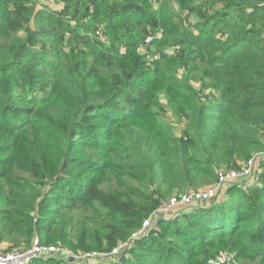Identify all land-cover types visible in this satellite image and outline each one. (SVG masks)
Instances as JSON below:
<instances>
[{
    "label": "trees",
    "instance_id": "trees-1",
    "mask_svg": "<svg viewBox=\"0 0 264 264\" xmlns=\"http://www.w3.org/2000/svg\"><path fill=\"white\" fill-rule=\"evenodd\" d=\"M154 1L0 0L4 253L38 238L107 257L126 244L99 264L264 263V170L144 230L167 196L264 152V1Z\"/></svg>",
    "mask_w": 264,
    "mask_h": 264
},
{
    "label": "built area",
    "instance_id": "built-area-1",
    "mask_svg": "<svg viewBox=\"0 0 264 264\" xmlns=\"http://www.w3.org/2000/svg\"><path fill=\"white\" fill-rule=\"evenodd\" d=\"M264 1V0H263ZM264 36V32H263ZM151 42V38L147 39V44ZM264 170V152L250 159L242 168H227L219 172L218 183L206 190L193 191L186 194L174 195L168 200L163 202L161 207L154 213V216L145 222L144 230L149 228L154 222V219L160 214L169 215L174 213L175 210L188 209L204 200H209L217 195L218 192L222 193L226 187L234 185H248L251 183L255 175L259 176L261 171ZM218 189V192L215 191ZM32 248V249H31ZM28 251H14L12 253H0V264H28L31 260L40 258L42 255H58L61 254L57 247H44L39 243L36 238L32 244V247ZM126 248V244L121 245L115 249L109 257L116 256L121 250ZM63 254H61L62 256ZM91 256H85L83 259L90 258ZM74 260H81L80 257H69ZM231 257L227 253H221L215 260L210 261V264H230ZM80 262V261H79Z\"/></svg>",
    "mask_w": 264,
    "mask_h": 264
},
{
    "label": "rangeland",
    "instance_id": "rangeland-1",
    "mask_svg": "<svg viewBox=\"0 0 264 264\" xmlns=\"http://www.w3.org/2000/svg\"><path fill=\"white\" fill-rule=\"evenodd\" d=\"M161 2H167L166 0H155L154 3H153V6L154 8H158L161 4ZM169 12L174 14V15H183V16H186V13L179 9V6L175 3V2H171L169 3ZM57 8L61 7V5H56ZM166 118V123L169 124V126L174 129L176 132H179L181 131V128L184 126V123L183 122H180L178 121L177 119L174 118L173 114L171 112H168L165 116ZM223 170V169H222ZM221 171V170H220ZM219 177V175H218ZM208 186V185H207ZM214 186L211 185V186H208L206 188H203L205 186H202L201 189L199 190H206L210 187ZM176 195V194H175ZM174 196V194H171L169 196H167V200ZM178 211H182L180 209L178 210H175L174 212L175 213H178ZM186 212V209L184 210ZM4 247L0 246V253H4V251L2 250ZM32 249V248H31ZM29 249V250H31ZM59 251L61 252V254L63 255H67L68 257H74V256H77V257H80L79 259L81 260H74V259H70L71 261L73 262H76V264H91V263H105L106 261H114L116 258H117V255L116 256H113V257H107L106 255L102 254V253H99V252H78V253H74V252H71L69 250H65L64 248L62 247H58ZM28 251V250H26ZM19 252V251H17ZM23 252V251H21ZM224 253H227L230 255L231 257V261H230V264H264L262 261H261V258L254 255V254H246L244 257L238 259L236 254L233 253V252H224ZM61 254H58V255H54V256H60ZM91 256L90 258H87V259H83V257L85 256ZM38 259V258H37ZM35 260V259H34ZM33 260H31L28 264H30ZM80 261V262H79Z\"/></svg>",
    "mask_w": 264,
    "mask_h": 264
},
{
    "label": "water",
    "instance_id": "water-1",
    "mask_svg": "<svg viewBox=\"0 0 264 264\" xmlns=\"http://www.w3.org/2000/svg\"><path fill=\"white\" fill-rule=\"evenodd\" d=\"M215 191L218 192V189H215ZM220 194H221V193L218 192L217 195H216L215 197H213V198H211V199H209V200H204V201H202V202H200V203H198V204H196V205H194V206H192V207L186 209V211L192 209L193 207H202V206H205V205H209V204L212 203L214 200H216L217 198H219ZM106 262H109V261H106Z\"/></svg>",
    "mask_w": 264,
    "mask_h": 264
}]
</instances>
